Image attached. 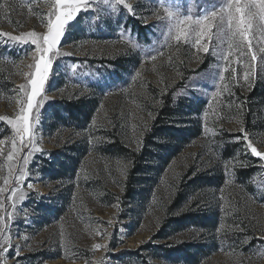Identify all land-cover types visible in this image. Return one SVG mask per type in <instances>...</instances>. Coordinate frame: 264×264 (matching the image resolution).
<instances>
[{
  "label": "rangeland",
  "instance_id": "374dc122",
  "mask_svg": "<svg viewBox=\"0 0 264 264\" xmlns=\"http://www.w3.org/2000/svg\"><path fill=\"white\" fill-rule=\"evenodd\" d=\"M9 2L15 9L11 12L10 19L19 22V26L9 23L0 10V31L19 34L31 30H45L40 19L41 15L46 18L49 10L45 0H36L34 8L39 15L28 12L26 5L31 0ZM131 2L137 6V14L146 18L147 25L145 20L133 18L123 10L113 14L107 23L98 24L97 21L107 18L111 10L103 11L105 6L102 0H96L93 13H81L70 23L62 47L58 49L71 55L57 57L53 61L45 88L49 99L40 110L38 125V139L45 154H36L29 162V176L26 177L25 184L21 185L27 196L17 204L16 219L12 223L10 233L13 244H25V241L16 238L17 234L29 237L27 244L32 251L24 248L19 258L21 264H86V261H99L101 258L104 264L111 263L110 253L134 251L149 242L161 229L170 234V230L166 228L167 220L179 214L198 216L204 221L205 227H190L160 244L209 245L207 251L210 254L199 264H264V246L260 241H245V236L251 238L264 235V203H258L246 190L235 184L228 186L224 195L231 201L232 207L225 224H239L246 231H230L227 238L221 242V239L215 236V226L222 215L218 206V189L222 184L217 188L200 186L206 178L223 176L222 164L217 162L216 152L211 145L213 139L221 134H240V118L236 107L240 102L244 105V127L258 148L264 150V99L263 102L247 100L253 90L262 91L264 72L254 79V86L250 90L242 86L243 80L235 83L231 81L229 74L225 73L228 78L226 83L234 95L229 96L225 92L221 99L225 104L231 100L233 106L225 107L223 112L218 113V116L223 117L222 123L217 125L222 131L215 136L211 133L202 135L198 114L206 103L211 102V93L215 90L219 66L223 61L209 54L203 56L201 62L193 54L194 49L190 45L177 46L176 42L167 36V21L158 20L157 14L162 16V9L168 7L172 10L179 8L183 14L202 15L205 10L219 7L224 0ZM96 5H100L99 10ZM78 19L80 26L75 32L72 25ZM120 24L131 29L123 38L119 32ZM136 30L142 31L141 36L137 35ZM132 44L137 47L133 48ZM157 49L164 54L158 56L155 61H145L141 65L144 57L155 54ZM32 51L31 44H6L5 38L0 37V115L13 116L18 110L17 101L21 98V93L13 90L27 82L26 74L30 71L28 65L33 63L30 55ZM73 64L77 65L75 71ZM117 69L123 71V84L113 83L112 77L108 76ZM137 71L140 76L133 82L132 77ZM85 99L95 102L92 120L96 119L97 127L90 124L85 131L65 128L49 130L50 122L46 108L48 105ZM166 100L177 102L176 121L173 126L177 130L187 132L185 140L188 141L179 144L183 148L171 158L170 151L174 150L163 149L164 152L158 155L156 153L154 159L147 160L145 163L150 164L153 169L138 178L139 186L135 189L133 201L125 200L122 205L118 203V199L124 196V183L130 164L122 158L107 156L103 152L107 143L99 146L97 150H90L87 136L91 132L97 138L114 139L126 149L140 153L145 146L146 133L156 120L150 118L149 113L156 118ZM214 119L217 117H210V127ZM9 128L10 126L0 122V133L6 132V136L10 138L13 133ZM190 133H197L199 136L189 141ZM176 134L179 135L175 133L173 140L177 137ZM136 139L142 142L139 150H136ZM9 146L10 144L4 145L5 151ZM164 146L175 148L176 143L165 142ZM72 147H81L82 151L85 148L87 151V155L77 162L78 171L72 180L54 182L40 174V159L44 158L47 163H52L53 157L58 153L72 155L73 151H67ZM243 157L246 162H250V158L259 162L255 187L259 192H264V170L260 169L261 161L250 153H245L240 158ZM159 159L161 162L166 161L161 169H157ZM118 162L128 165L126 174L117 166ZM16 167H20L19 163ZM7 174L8 164L4 156H0V176ZM193 179H199L200 184L190 188L189 184ZM29 182L33 184L32 189L26 187ZM181 190L186 196V202L177 209H172V203ZM41 199H46L45 202L50 207L62 210L51 224L43 222L44 217L38 212ZM9 203L6 202V207ZM100 229L106 230L107 239L101 240L96 235ZM61 231L66 241L64 248H61L59 243ZM95 243H108L109 248H117L107 253L103 250L93 252L92 245ZM73 256V259L65 258Z\"/></svg>",
  "mask_w": 264,
  "mask_h": 264
},
{
  "label": "snow or ice",
  "instance_id": "6c2138e0",
  "mask_svg": "<svg viewBox=\"0 0 264 264\" xmlns=\"http://www.w3.org/2000/svg\"><path fill=\"white\" fill-rule=\"evenodd\" d=\"M35 3L36 0H31L26 7L30 14L39 15L35 11ZM45 3L49 10L46 13V18L40 16L45 29L43 32L31 30L13 34L0 31V37L5 38L6 44L14 42L33 46V51L30 53L33 63L28 65L30 71L26 74L27 82L13 90L21 93V98L17 101L19 108L13 116L0 115V122L10 126L9 131L13 133L10 138L7 136L0 138V156H4L8 164V174L0 176V180H2V184H0V264H21L19 258L24 248L32 251V248L27 244L29 239L27 235L17 234L16 238L25 241L24 245H20L13 244V237L10 233L12 223L16 219L17 204L24 201L27 196L21 185L25 184V179L29 176V162L35 158L36 154H45L38 139V125L40 110L49 99L45 94L46 82L49 81L53 61L57 57L71 55V53L58 50L62 47L68 26L81 13H93V5L96 4V0H45ZM102 3L105 6L103 11L107 12L109 9L111 11L107 18L98 20V24L107 23L113 14L123 10L133 18L145 20V25H147L146 18L137 14V6L131 0H102ZM96 8L99 10L100 5H96ZM0 10L9 23L19 26V22L10 19L11 12L15 9L9 0H0ZM162 11L163 15L157 14V19L167 21V36L175 41L177 46L190 45L194 49L193 54L201 62H203V56L209 54L223 61V64L219 66L218 82L214 86L215 90L211 93V102L206 103L198 114L201 134L207 136L211 133L215 136L222 131L217 127L223 120V117L218 116V113L223 112L225 107L233 106L231 100L225 104L221 99L225 92L229 96L234 95L231 87L226 83L228 78L225 73H228L231 81L235 83L243 80L244 85L242 86H246L250 90L254 86V79L264 72V0H224L219 7H214L210 11L205 10L202 15L183 14L179 8L172 10L164 7ZM118 27L121 38L131 31L123 24ZM132 47L136 48L137 45L132 44ZM163 54L157 49L155 54L146 55L141 61V65L145 61H155L158 56ZM169 59L171 61V58ZM72 68L75 71L77 65L73 64ZM139 76L140 72H135L132 77L133 82ZM243 106V102L236 106L241 126L238 129L240 135L234 138V142L242 144L243 147L237 149L230 157H217V162L222 164L223 183L218 189L220 193L218 206L222 215L216 223L215 236L220 238L221 242L227 238L230 231H246L239 224L234 226L225 224L232 207L231 201L227 200L224 195L225 189L235 183L236 169L252 166L250 162H246L240 157L245 153H250L251 156L259 158L260 169L264 170V150L258 148L244 127ZM149 116L155 119L151 113ZM210 117H217L211 121V127L209 126ZM91 124L92 127L98 126L95 118ZM87 140L90 150H97L99 146L113 142L111 139L97 138L91 132H89ZM141 143L140 139L135 140L136 150L140 149ZM6 144H10V146L5 151L4 145ZM17 163L20 165L18 169ZM117 166L126 174L128 165L118 162ZM78 181L79 175L77 183ZM26 187L32 189L33 184L29 182ZM261 197L264 198V192L261 193ZM6 202H10L7 207ZM108 223L111 224V221ZM96 235L101 240L108 238V233L103 229L97 230ZM251 239L260 241V244L264 246V235L251 238L245 236L246 242L250 243ZM59 243L61 248L66 246L63 231L60 233ZM92 250L93 252L103 250L107 253L110 248L108 243H95L92 245ZM65 258L73 259L75 257ZM86 264H104V260L101 258L99 261H86Z\"/></svg>",
  "mask_w": 264,
  "mask_h": 264
},
{
  "label": "trees",
  "instance_id": "16d2710c",
  "mask_svg": "<svg viewBox=\"0 0 264 264\" xmlns=\"http://www.w3.org/2000/svg\"><path fill=\"white\" fill-rule=\"evenodd\" d=\"M80 19L76 21L72 26L74 27V31L77 32L79 29ZM135 27V25H132ZM133 27V28H134ZM135 29V28H134ZM137 29V28H136ZM137 34L141 36L140 30H136ZM123 71L117 69L112 72V74H108V76L112 77V82H117L123 84L125 82L123 76L121 75ZM262 91H258V89L253 90L247 97V100H258L262 101L264 99V87L261 89ZM177 102L173 103L169 100L164 101L162 107L159 109L158 114L156 116V120L153 125L146 133L145 138V146L142 148L140 153H136L135 151L126 149L123 147L118 141L112 140V143H107L104 145V153L111 158H122L130 164V169L126 176V181L124 183V196L118 199V203L122 205L125 203V200L133 201L135 196V189L139 186L138 178H142V176L146 173V171L152 170L153 167L150 164H146L147 160H151L155 158L157 153L164 152L163 149L174 150L170 151V158L175 156L179 150L183 147L179 146V144H184V141L188 135L187 132H183L180 129L174 128L175 118V108L177 107ZM198 105V104H197ZM196 105V106H197ZM48 110V120L49 130H56L60 128L65 129H73L85 131L87 127L91 124L92 115L94 113L95 102H91L90 100H76V101H61L55 102L47 107ZM196 107H193V109ZM176 134V138L173 140L172 137ZM7 135L6 132L0 133V138H3ZM188 136L189 141L191 139L197 138L199 135L197 133H190ZM240 134H221L219 137H215L213 139L211 147L216 152L217 157L227 158L230 157L237 149H241L243 147L242 144H237L234 142V138ZM165 142H175V148H167L164 146ZM67 151H73L72 155L67 154H57L53 157V162L47 163L46 159H40V164L42 165L41 175L47 177L50 181L58 182L61 180H72L78 171L77 162L81 157L87 155V151L84 148L73 149L68 148ZM77 152V153H76ZM169 154V153H168ZM168 156V157H169ZM167 159V158H166ZM245 158L243 157L242 160ZM251 167L244 169H236V181L235 185L241 187L246 190L247 193L252 196L258 203L263 204L264 198L261 197V193L255 187L256 184V174H257V165L258 161L250 158ZM161 159L157 161L159 163V167L157 169H161L166 161H162ZM70 165L71 167L68 168ZM251 178V179H250ZM202 182V181H201ZM223 183V176L219 177H209L206 178L202 183L203 187L217 188ZM199 183V179H193L190 182L191 187H197ZM260 187V186H259ZM188 188V185H187ZM183 189H186L183 187ZM186 192V190H185ZM186 196L181 191H178V195L175 197L172 203V209H177L183 203L186 202ZM42 202L38 207V212L44 217L43 222L46 224H51V221H55L59 215L62 213L61 208H52L47 202L46 199H41ZM46 201V202H45ZM48 218V221L45 219ZM54 219V220H52ZM167 229L170 230L169 233H164V229L159 230L155 236L152 237L149 242L138 247L134 251L122 250L116 252L114 254L110 253V261L111 263L105 264H155L154 262H158L159 264H199L203 259L208 257L210 254L208 250L209 245L204 244H181L178 246H171L169 243L160 244L163 241L169 239L170 236L174 234H178V232L185 231L190 227H205L204 221H202L198 216H191L188 214H179L176 216L170 217L168 220ZM44 223V224H45ZM117 246H110V250L116 249ZM215 251V250H214ZM29 259V257H27ZM25 260V258H22Z\"/></svg>",
  "mask_w": 264,
  "mask_h": 264
}]
</instances>
